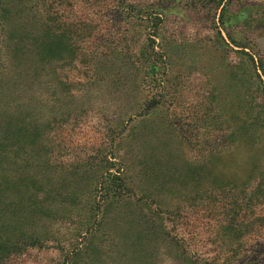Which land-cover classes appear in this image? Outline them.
<instances>
[{
	"label": "rangeland",
	"instance_id": "obj_1",
	"mask_svg": "<svg viewBox=\"0 0 264 264\" xmlns=\"http://www.w3.org/2000/svg\"><path fill=\"white\" fill-rule=\"evenodd\" d=\"M0 264H264V0H0Z\"/></svg>",
	"mask_w": 264,
	"mask_h": 264
}]
</instances>
